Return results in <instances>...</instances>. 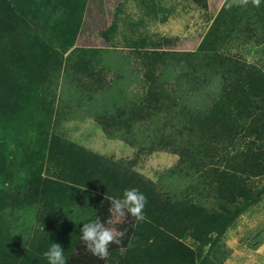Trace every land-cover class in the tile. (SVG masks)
Returning <instances> with one entry per match:
<instances>
[{
    "label": "trees",
    "instance_id": "trees-1",
    "mask_svg": "<svg viewBox=\"0 0 264 264\" xmlns=\"http://www.w3.org/2000/svg\"><path fill=\"white\" fill-rule=\"evenodd\" d=\"M86 2L0 0V264H48L43 253L53 242L63 247L67 264H105L109 258L100 260L86 249L80 228L97 215L107 222L106 197L132 187L147 198V221L129 216L116 225L126 236L121 245L109 246L110 255L121 252L111 264H221L228 255L224 231L264 194V73L226 53L231 40L245 33L256 37L258 27L264 29V0L259 7L249 2L231 8L223 0L195 52L206 59L201 67L207 79L222 70L217 94L194 121L201 137L188 145L170 137L158 145L171 146L178 163L211 189L212 208L191 197L160 193L135 170L52 134L53 75L70 62L83 69L98 51L89 44L72 47L86 26ZM137 2L146 15L156 17L155 0ZM239 12L250 18L238 20ZM142 45L130 41L149 67L148 83L121 123L125 132L130 121L157 115L162 108L178 112V103L193 91L181 82L172 47ZM156 64L154 77L150 68ZM258 178L263 181L255 185ZM187 237L194 248L184 243Z\"/></svg>",
    "mask_w": 264,
    "mask_h": 264
},
{
    "label": "rangeland",
    "instance_id": "rangeland-1",
    "mask_svg": "<svg viewBox=\"0 0 264 264\" xmlns=\"http://www.w3.org/2000/svg\"><path fill=\"white\" fill-rule=\"evenodd\" d=\"M222 2L155 0L158 11L154 18L144 13L137 0H87L86 26L79 29L72 47L89 44L98 51L83 69L74 68L70 62L53 75L56 114L50 126L52 134L64 141L89 145L92 149L84 148L135 170L153 182L160 193L173 198L191 197L203 207L212 208L211 189L192 170L178 163L179 156L171 151V146L158 145L170 137L176 139L175 143L186 145L201 137L194 121L201 118L212 95L217 94L215 87L222 70L207 79L204 72L208 71L201 67L206 59L195 52ZM254 16L256 13L251 18ZM236 17L241 20L249 15L239 12ZM257 32L256 37L245 33L231 40L226 53L238 63L255 65L264 73V29L258 27ZM163 38L172 41L166 43ZM134 39L142 42L144 48L157 44L161 48L172 47L177 52L176 69L181 82H187L184 86H192L193 91L178 103V112L162 108L157 115L130 121V131L125 132L121 123L129 110L139 104L148 83L149 67L140 53L130 47ZM192 53L195 55L190 56ZM194 64L199 65L197 71ZM150 70L155 77L157 64ZM193 72L197 73L194 80ZM126 139L134 145L127 144ZM151 147L154 149L149 150ZM256 180L254 184L258 185L263 178ZM183 241L195 247L192 239ZM223 243L228 255L221 264H264V194L226 228ZM120 253L111 254L105 264H111Z\"/></svg>",
    "mask_w": 264,
    "mask_h": 264
},
{
    "label": "clouds",
    "instance_id": "clouds-1",
    "mask_svg": "<svg viewBox=\"0 0 264 264\" xmlns=\"http://www.w3.org/2000/svg\"><path fill=\"white\" fill-rule=\"evenodd\" d=\"M251 4L259 7L261 0H226V7L247 6ZM110 201L111 218L104 222L100 216L89 219L80 228V238L86 249L100 260L106 261L109 258V246L112 244L121 245L126 231L116 227L131 216L135 222H146L144 213L147 204L146 196L139 189L132 187L125 189L121 196H108ZM48 264H67L64 249L58 242H53L43 253Z\"/></svg>",
    "mask_w": 264,
    "mask_h": 264
},
{
    "label": "crops",
    "instance_id": "crops-1",
    "mask_svg": "<svg viewBox=\"0 0 264 264\" xmlns=\"http://www.w3.org/2000/svg\"><path fill=\"white\" fill-rule=\"evenodd\" d=\"M75 143H77L78 145H80V146H82V147H88V148L92 149L91 146L89 147V145H86V144H84V143L77 142V141H75Z\"/></svg>",
    "mask_w": 264,
    "mask_h": 264
}]
</instances>
